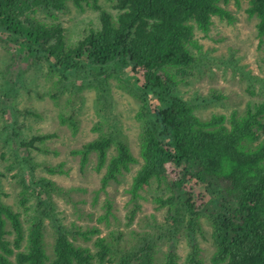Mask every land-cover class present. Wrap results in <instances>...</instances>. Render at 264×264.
I'll use <instances>...</instances> for the list:
<instances>
[{
    "label": "trees",
    "instance_id": "trees-1",
    "mask_svg": "<svg viewBox=\"0 0 264 264\" xmlns=\"http://www.w3.org/2000/svg\"><path fill=\"white\" fill-rule=\"evenodd\" d=\"M100 1L0 0V37L6 35L9 43L18 46L20 61L39 55L56 61L51 68L54 76L61 79L55 83L56 89L49 92L56 102L67 91L66 83L71 78L77 79L85 70L92 74L90 87L98 92L101 110L112 123L108 132H103L102 122L97 123L94 130L99 133L98 138L73 151V155L81 158L83 168L92 154L97 155L96 171H104L103 189L138 164L116 128L118 121L107 113L113 106L108 97L109 81H123L122 68L131 66L133 75L139 78L131 91L142 103L136 118L143 128L139 145L142 165L129 190L136 206L129 219L135 218L138 200L147 186L170 182L168 165H172L181 176L169 185L171 195L157 201L162 207H169L175 221L186 212L188 229L194 232L197 228L201 212L194 199L193 184L211 192L207 209L224 210L218 215L221 223L214 226L215 252L210 264H264V102L249 104L245 115L234 112L230 118L214 115L211 120L202 121L195 113L196 107L175 91L183 74L198 63L193 52L202 49L197 32L207 34L215 18L234 21L227 9L232 0H116V16L103 10ZM246 1L247 13L258 20L259 35L264 37V0ZM69 5L100 12V28L92 29L74 46L67 44L57 22L58 14L67 11ZM39 12L44 14L40 20L36 18ZM18 64L16 59L11 63L15 76L8 81L13 89L0 97L3 110L15 99ZM150 97H155L162 107L158 109ZM61 120L77 129L73 117L61 116ZM12 122L4 127L3 136L7 143L14 144L19 157L22 173L17 172L16 178L21 199L17 205L21 207L17 211L3 201L4 173L0 172V264H155L156 236L147 232L138 234L128 250L121 246L120 236L97 238L95 252L77 245V237L92 241L100 230H71L56 220L51 196L62 190L49 179L37 180L34 169L26 166L29 161L21 159L37 140L44 138L26 141L13 128L18 120ZM112 149L115 153L111 154ZM49 171L56 173L53 168ZM31 197H37L36 206H28ZM111 210L112 205L107 204L102 222L108 221ZM44 215L55 230L52 256L47 254L44 242ZM179 260L172 248L163 264H179ZM185 262L208 264L196 245Z\"/></svg>",
    "mask_w": 264,
    "mask_h": 264
},
{
    "label": "rangeland",
    "instance_id": "rangeland-1",
    "mask_svg": "<svg viewBox=\"0 0 264 264\" xmlns=\"http://www.w3.org/2000/svg\"><path fill=\"white\" fill-rule=\"evenodd\" d=\"M115 3L116 0L100 1L103 10L114 16L117 14ZM248 7L246 0H232L227 9L235 17L233 22L215 18L207 34L197 32L196 38L202 49H193V52L199 58L198 63L183 74L182 82H179L175 91L176 95L196 107L195 113L202 121H209L214 115L230 118L234 112L245 115L249 104L264 102V37L259 35L258 20L247 13ZM58 15L60 19L57 22L63 28V36L68 45H76L88 32L101 26L100 12L92 8L80 10L69 5L67 11ZM42 16L44 14L39 12L36 18L40 20ZM1 36L0 97L10 88L13 89L8 81L10 77L15 76L11 63L14 59L19 60L14 86L15 99L7 104L8 108L5 110L2 108L4 106H0V172L4 173L1 179L3 201L17 211L21 207L20 204L17 205L21 199V187L16 178L17 172L22 173L17 163L19 157L14 144L7 143L6 137L3 136L4 127L18 120L13 128L24 140L44 138L42 141L37 140L33 147L22 154L21 159L29 161L26 166L34 169L33 175L37 180L49 179L62 190V193H53L51 196V207L54 209L56 220L71 230H100L98 235H93L92 241L77 237V245L88 247L95 252L94 241L97 238L116 239L120 236L121 246L128 250L138 234L147 232L156 236L153 256L155 264H163L166 254L172 248L180 257L179 264H186V258L194 245L199 247L202 259L210 264L215 252L212 238L214 226L215 223H221L218 215L224 210L207 209L210 191L207 192L203 186L198 187L192 183L195 186L194 199L198 211L201 212L197 219V228L194 232L188 229L189 215L186 212L178 215L175 221V214L170 213L169 207H162V203L157 201L159 197L167 198L171 195L169 185L181 176V172L175 170L172 165H168L170 182H153L147 186L141 192L135 218L132 221L129 219L136 206V203L131 201L129 190L133 177L142 165L139 145L143 128L136 118L142 103L131 91L134 84L139 83V78L133 75L131 66L122 68L120 74L123 81H109L108 97L113 106L110 113H107L118 121L116 128L129 145L138 164L131 166L129 172H125L118 181L111 182L103 189L104 171H96L97 155L92 154L84 168L81 158L73 155V151L82 149L84 145L98 138L99 133L94 130L97 123H103V132H108L112 123L101 110L98 92L90 87L92 74L85 70L81 71L77 79L71 78L66 83L67 91L60 101L56 102L49 95L50 91L56 89L55 83H59L61 79L59 75L54 76L51 68L56 61H48L40 55L37 58L29 57L28 61H20L22 55L16 52L18 46L9 43L6 35ZM150 99L158 109L162 107L155 97ZM61 116L73 117L77 129H74L70 122L64 124ZM110 153H115V149ZM10 165L14 166L12 170L7 169ZM50 168L56 173H51ZM37 203V197H31L28 206H36ZM107 204L112 205V210L108 214V221L102 222L101 219L107 215ZM44 224L46 251L52 256L55 230L46 215Z\"/></svg>",
    "mask_w": 264,
    "mask_h": 264
}]
</instances>
